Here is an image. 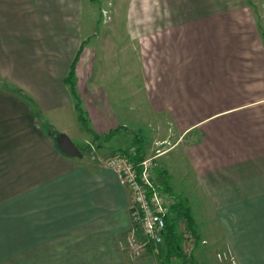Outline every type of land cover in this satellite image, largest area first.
Segmentation results:
<instances>
[{"label": "crops", "instance_id": "obj_1", "mask_svg": "<svg viewBox=\"0 0 264 264\" xmlns=\"http://www.w3.org/2000/svg\"><path fill=\"white\" fill-rule=\"evenodd\" d=\"M221 5L140 1L100 35L92 0H0V264H144L122 249L132 194L106 161L150 136L171 141L158 159L179 150L182 182L155 170L169 197L213 217L239 264H264V36ZM75 59L89 134L118 129L96 157L63 153L43 121L79 119Z\"/></svg>", "mask_w": 264, "mask_h": 264}, {"label": "rangeland", "instance_id": "obj_2", "mask_svg": "<svg viewBox=\"0 0 264 264\" xmlns=\"http://www.w3.org/2000/svg\"><path fill=\"white\" fill-rule=\"evenodd\" d=\"M92 1L94 2L95 7H97V15L99 18V24L101 25L99 30L100 35L102 33V26L104 24L107 25L109 23H112V21H116L118 18L131 17L136 15L135 6L138 5L140 1H155V2L157 1L160 3L159 7L161 9V13H165L169 11L170 13L174 14V16H178L182 14H184V16H187V14L189 13L193 14V12H196L197 10L195 8L192 9L187 7L188 5H190L191 2L197 1L202 3V6L200 7V9L202 8L201 10H205L203 3L206 4L207 6H214L219 3V5L222 4L221 6L224 7L228 6V10L232 15L239 14V15L252 16L259 27V31L264 36V0H92ZM206 10L213 11L215 10V8L210 7L207 8ZM111 27L115 28V29H111V31L113 30L121 31V32L126 31L125 25H120L116 23L113 25L111 24ZM129 113L131 114L133 112H129ZM43 121L45 123L46 129H48L50 132L56 131L55 138H58L61 134L58 131V129L66 128L67 131H65V133H67L68 135L70 134L69 136L78 144V146L83 151L85 157L88 158L96 157L97 155H100L102 153L101 146L103 144V141L100 140L98 141L94 138V136L92 137L89 134L90 131H88L83 127L82 121L80 119L76 120L75 123L63 122V121L61 123V121L58 119H53V121L48 122V119L46 120V117L43 116ZM79 129L80 130L84 129V131L88 133L85 134V136L87 137L86 140L83 142L79 141V139L75 136L77 130ZM136 142L137 143H135V145L137 147H139V145L142 144L139 143V141ZM147 144L149 145L150 149L147 148L146 150V148L143 147L142 150L145 152V156L155 157L154 161L156 162V167L158 168H159V166H157L158 161H160L161 164H163L164 166L168 165L170 169L168 177H170V179L172 178H175L176 180L180 179L182 182V173H183L182 169L178 167V163H179L178 159L176 157L173 158L175 153H178L179 150H176V152H172L167 155H163L158 159V155L164 152L170 146L171 141L167 140L165 142H159V141L155 142L154 138L150 136V140L147 142ZM73 157H77V156H73ZM13 186L17 187V189L22 187V185L20 184ZM183 201L185 202L186 205L190 206L188 200L183 199ZM194 211L196 213L194 218L197 224V232L199 234V240L187 230L186 221H184V219H181L179 221V232L182 233L183 231H185L184 234L186 236V239H184L182 243H184L186 250L189 253L194 254L197 261L196 264H230L228 261L220 260L218 258V253L222 252L223 250L227 249V247L230 246L226 242V239H224L223 235L215 230V226L212 223L213 217H207L204 214L200 216L201 212L196 208ZM122 249L125 250L123 247ZM165 252L166 251L164 245L160 244L155 246L154 252L150 253L149 251H147L142 256V259L138 261L140 262L144 261V264H162V260L164 259ZM172 264H181V261L175 259L173 260ZM237 264H239V262Z\"/></svg>", "mask_w": 264, "mask_h": 264}, {"label": "built area", "instance_id": "obj_3", "mask_svg": "<svg viewBox=\"0 0 264 264\" xmlns=\"http://www.w3.org/2000/svg\"><path fill=\"white\" fill-rule=\"evenodd\" d=\"M136 154L134 146L112 153L106 161L108 167L119 173L132 194V225L123 243L131 259H138L150 246L163 243L167 218L175 203L158 181L155 157L145 156L137 161ZM218 258L230 264L238 263L230 247L218 253Z\"/></svg>", "mask_w": 264, "mask_h": 264}, {"label": "trees", "instance_id": "obj_4", "mask_svg": "<svg viewBox=\"0 0 264 264\" xmlns=\"http://www.w3.org/2000/svg\"><path fill=\"white\" fill-rule=\"evenodd\" d=\"M76 60L77 59H75V61L72 63L70 71L66 77V82L70 86V92L74 99L75 107L79 113V119L82 121L83 127L89 130L90 128L89 118L87 116L86 111L84 110L82 98L77 90V78L75 73L76 62H77ZM13 89L21 93L24 97H26V99H28V101L34 107L36 114L41 119L42 117L41 112L38 106L34 103V100L29 95H27L23 90L19 88H13ZM117 131L118 129L110 131L109 133H105L103 135L94 134V138L98 141L100 140L105 142L108 141ZM135 147L137 153L135 158L137 161H139L145 156V152L142 151L143 147L139 146L138 148L136 145ZM162 175L164 182H162L161 187L165 188L164 190H166L168 186L167 174L165 172H162ZM181 219H184V221H186L187 230L199 240V234L197 232V224L192 214L191 207L189 205H186L183 199L176 201L172 205L171 213L167 218V225H166V229L164 233V241H163L164 243H161L164 245L166 251L164 259L162 260V264H172L173 260L175 259L180 260L181 264H196L197 262L194 254L189 253L186 250L184 243H182L183 240L186 239V236L184 234L185 231H183L182 233L179 232V221ZM155 246L157 245L150 246L149 250L151 252H154Z\"/></svg>", "mask_w": 264, "mask_h": 264}, {"label": "water", "instance_id": "obj_5", "mask_svg": "<svg viewBox=\"0 0 264 264\" xmlns=\"http://www.w3.org/2000/svg\"><path fill=\"white\" fill-rule=\"evenodd\" d=\"M60 150L68 156H83L78 144L67 134L61 133L57 139Z\"/></svg>", "mask_w": 264, "mask_h": 264}]
</instances>
